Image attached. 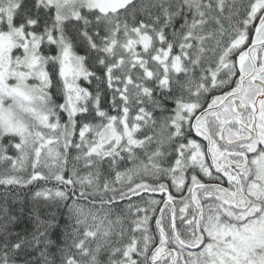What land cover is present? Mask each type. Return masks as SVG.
<instances>
[{
    "label": "snow or ice",
    "instance_id": "snow-or-ice-1",
    "mask_svg": "<svg viewBox=\"0 0 264 264\" xmlns=\"http://www.w3.org/2000/svg\"><path fill=\"white\" fill-rule=\"evenodd\" d=\"M0 186V264H264V0H0Z\"/></svg>",
    "mask_w": 264,
    "mask_h": 264
},
{
    "label": "trees",
    "instance_id": "trees-1",
    "mask_svg": "<svg viewBox=\"0 0 264 264\" xmlns=\"http://www.w3.org/2000/svg\"><path fill=\"white\" fill-rule=\"evenodd\" d=\"M145 196H147V194H145ZM155 198L160 199V196L157 194ZM134 199L138 200V198ZM126 206L125 204V207ZM4 207H9L17 213H19V210L23 207L24 212L21 213V215H23L24 220H27L29 210L41 213L47 211V206L44 205L43 202L37 203L32 200V186L28 188H9L7 190H5L3 186H0V209Z\"/></svg>",
    "mask_w": 264,
    "mask_h": 264
}]
</instances>
